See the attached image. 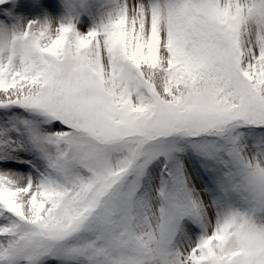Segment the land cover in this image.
Wrapping results in <instances>:
<instances>
[{
	"label": "snow or ice",
	"instance_id": "1",
	"mask_svg": "<svg viewBox=\"0 0 264 264\" xmlns=\"http://www.w3.org/2000/svg\"><path fill=\"white\" fill-rule=\"evenodd\" d=\"M0 264H264V0H0Z\"/></svg>",
	"mask_w": 264,
	"mask_h": 264
}]
</instances>
